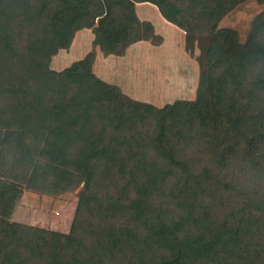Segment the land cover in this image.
I'll return each instance as SVG.
<instances>
[{"label": "trees", "instance_id": "trees-1", "mask_svg": "<svg viewBox=\"0 0 264 264\" xmlns=\"http://www.w3.org/2000/svg\"><path fill=\"white\" fill-rule=\"evenodd\" d=\"M245 1L0 0V264H264V13L218 28ZM141 3L198 46L193 101H131L90 55L49 69L82 29L104 56L157 44ZM80 184L68 233L11 220Z\"/></svg>", "mask_w": 264, "mask_h": 264}, {"label": "crops", "instance_id": "crops-1", "mask_svg": "<svg viewBox=\"0 0 264 264\" xmlns=\"http://www.w3.org/2000/svg\"><path fill=\"white\" fill-rule=\"evenodd\" d=\"M134 13L140 22L150 25L152 34L159 38V42H135L120 56H103L97 48L91 65L94 75L116 87L120 93L144 103L152 104L148 97L154 89L162 96H192L199 69L195 56L184 50V33L162 19L150 4H135ZM85 40L88 42L85 43ZM92 40L90 29L77 31L69 48L70 60L65 56V51H61L64 57L59 55L54 58V64L61 66L66 62L69 65L80 60L89 50Z\"/></svg>", "mask_w": 264, "mask_h": 264}, {"label": "rangeland", "instance_id": "rangeland-1", "mask_svg": "<svg viewBox=\"0 0 264 264\" xmlns=\"http://www.w3.org/2000/svg\"><path fill=\"white\" fill-rule=\"evenodd\" d=\"M259 13H264V1L262 3H258L255 0H247L239 4L231 12H229L226 16H224L219 22L218 28H230L234 30L237 34L238 42L243 43L248 36V32L250 30V26H251V22L253 18ZM73 38H74V35L72 37V40ZM72 40L69 44V47L66 50H59L50 59V62L48 65L50 70L58 72V71H61L69 67L72 63H74L72 62L71 64L66 65V62H65L61 66L54 64V61H55L54 58L58 57L59 55L61 56L63 55L62 54L63 52L61 51H65V56L68 57V60H70L71 55H69V48L71 46ZM92 41H91L89 50L80 59L82 60L84 59V57H88L89 55L91 56L90 70H91L92 62L94 60L96 49L98 48L97 46H94ZM84 42L87 43L88 41L86 42L85 40ZM192 47L193 48H192L191 56H195L196 58L199 54V48L195 42L192 43ZM52 60H53V63H52ZM92 74L94 75L93 72ZM197 86H198V81H197V85L194 90V94L192 96L191 95L190 96H185V95L162 96V95H159L160 94L159 91H156L154 89L153 91H151V94L148 97L150 99V103L152 104H149V103H145V104L152 105L155 108H161L164 105L172 104L175 101L191 102L196 97ZM121 95H123L127 99H130L131 101L140 102L134 98H131L130 96L126 94L121 93ZM137 98L139 99L141 97L137 96ZM141 103H144V102H141ZM81 187H82V184H80L78 187H76L72 191L65 192L57 196H47V195H41V194L30 192V191H23L15 210L13 211L11 220L14 222L20 223V224L34 226V227L43 228V229L52 230V231L66 234L68 233L70 229V225H71L72 219L76 211L77 195Z\"/></svg>", "mask_w": 264, "mask_h": 264}]
</instances>
